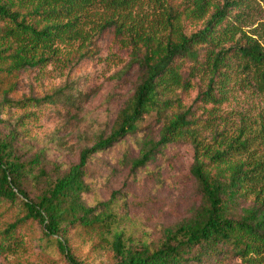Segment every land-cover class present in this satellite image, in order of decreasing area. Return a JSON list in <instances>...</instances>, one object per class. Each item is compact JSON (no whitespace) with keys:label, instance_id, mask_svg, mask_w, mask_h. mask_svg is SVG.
<instances>
[{"label":"trees","instance_id":"16d2710c","mask_svg":"<svg viewBox=\"0 0 264 264\" xmlns=\"http://www.w3.org/2000/svg\"><path fill=\"white\" fill-rule=\"evenodd\" d=\"M140 0H0V113L10 106L39 107L63 102L77 108L76 98L63 87L37 100H15L20 74L43 69L56 56L55 44L70 35L95 8L107 15L99 30H112L130 52L137 71L131 96L118 110L106 136L80 151L78 161L54 180H46L42 194L31 198L26 190L35 159L21 161L13 140L0 137V256L14 253L36 226L55 242L70 264H79L69 247L73 229L85 235H110L111 264H207L230 258L246 264L264 263V159H233L246 153L250 137L242 125L230 141L216 148L200 136L197 105L214 113L230 96L234 81L264 94V42L239 26L241 0H153L159 23L144 30L131 10ZM264 1V0H261ZM198 88L190 106L185 93ZM149 119L158 127L154 141L143 134ZM22 119L16 121V127ZM245 138L242 139V137ZM229 141V142H228ZM131 142L138 148L132 169L148 166L171 144L193 150L189 173L200 204L189 216L166 228L154 245H134L114 232V202L89 206L85 174L93 155ZM33 181V180H31ZM30 238V239H31Z\"/></svg>","mask_w":264,"mask_h":264},{"label":"rangeland","instance_id":"374dc122","mask_svg":"<svg viewBox=\"0 0 264 264\" xmlns=\"http://www.w3.org/2000/svg\"><path fill=\"white\" fill-rule=\"evenodd\" d=\"M152 1L140 0L131 10L136 24L144 30L160 22V9ZM241 1L236 12L242 32L263 43L264 1ZM105 15L101 8L93 9L79 26L78 37L70 35L55 44L56 56L46 67L20 74L12 97L40 100L68 87L66 91H72L76 98L86 97L83 104L77 108L63 102L51 106L43 103L35 108L27 104L24 108L6 107L0 113V137L6 139L9 131L15 130L13 142L19 158L23 162L35 159L38 164L33 173L43 172L39 180L30 177L25 185L31 198L44 192L47 179L54 180L76 164L83 148L109 133L118 110L135 87L137 71L130 66L129 49L121 45L112 30L98 29ZM243 77L236 78L228 101L214 113H207L209 106L193 108L197 126L204 142L216 148L225 138L230 141L242 125L250 141L246 153L233 159H264V94L245 83L239 85ZM197 92L196 87L185 93L187 107ZM18 119H22V125L16 127ZM143 127V134L155 141L158 127L149 119ZM137 158L138 148L131 142L93 155L86 169L88 191L83 200L89 206L113 201L117 219L114 232L123 233L134 245H154L166 228L185 220L191 208L200 204L189 173L193 150L188 144H171L154 162L133 170ZM30 238L24 236L14 253L0 256V264H70L59 253L54 238L44 237L39 226ZM69 239L79 264L113 262L110 235H85L73 229ZM207 264L246 263L230 258Z\"/></svg>","mask_w":264,"mask_h":264}]
</instances>
